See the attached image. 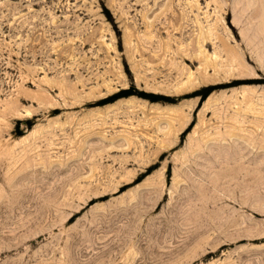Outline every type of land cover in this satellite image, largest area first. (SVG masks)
Segmentation results:
<instances>
[{
    "label": "rangeland",
    "instance_id": "obj_1",
    "mask_svg": "<svg viewBox=\"0 0 264 264\" xmlns=\"http://www.w3.org/2000/svg\"><path fill=\"white\" fill-rule=\"evenodd\" d=\"M194 1L174 11L166 0H0V264H264V80L101 100L109 70L104 80L151 91L136 85L129 36L158 82L199 68L162 52L191 45L198 16L244 52L236 1L218 0L216 13ZM151 20L166 34L144 28ZM244 87L262 89L245 101ZM210 99L220 101L203 115Z\"/></svg>",
    "mask_w": 264,
    "mask_h": 264
},
{
    "label": "bare ground",
    "instance_id": "obj_2",
    "mask_svg": "<svg viewBox=\"0 0 264 264\" xmlns=\"http://www.w3.org/2000/svg\"><path fill=\"white\" fill-rule=\"evenodd\" d=\"M175 1L176 0H166V2L168 3L167 5H169L170 8H172V10L174 9V11L177 10L176 6H178L175 4ZM198 1L199 0H195L193 2L195 4L192 6L193 7L196 6ZM201 1H204V0H201ZM206 1H210L209 4H211V2L213 4L214 3L218 4L217 8L214 10V13L217 12V9L220 11H222V9H224V7H223L224 5L222 3L224 1L221 2L222 4H220L218 2V0H206ZM235 1H236V3H234L233 6L231 8H229L230 10H232V22L231 23L235 29H238L239 37L241 38L242 44L244 46V52L242 50H240V46H235V44L237 43L236 39L232 37V33L227 26L225 27V29L227 32V38H229V39L221 38L220 36H218L216 34L218 32V25H215V26L210 25L209 28H207V26H206L207 24L205 25L206 21H204V20H207V23L212 21V19H210V17L205 15L206 17L204 16L205 18H202L204 20L201 22L200 21L201 18H199V16H198V18L196 17L195 19H193L194 27H196L197 30H196V34L193 36L192 44L191 45L189 44L185 47L180 46L181 44L180 45L177 44L178 48H177V50H175L176 49L175 47H177V46L176 45L173 46L172 45L173 43L171 42L172 44L168 43V44H164L165 46L164 45L162 46V49H164L162 52L166 53L165 51H168V52L173 51L174 52L173 56H175V57L177 56L176 58L179 57L180 59H183V61H189L188 60L189 58L191 60L192 59L196 60L195 63H198L200 65L199 68L196 70V72H193L191 69L187 68L186 73H184V71L180 72L181 70H178V73L176 74L177 77L171 78V79L174 78L173 81L170 80V81L158 82L159 79H161V77L160 78L157 77L159 74H155L154 71L147 73V70H146V69H150V68L152 69L153 64L150 62L142 61V60L138 59V57H140L139 56L140 54L143 55L142 54L143 50L141 49L140 46H136L135 44L133 46H131V39L129 36L126 38V49H127L128 59L130 62V65H129L130 70L135 75L136 85L140 86L142 88L144 87V89L145 88L150 89L151 91L142 90L140 87H138V88H140L139 91H136V90L133 91V89L127 88V83H125L122 80L119 81L118 78H117L118 82H117V80L115 81V79H113V78H112V80H104V79H106V78H104L105 76L116 77V74L112 70H109L105 74L103 72V74H104L103 78H101L102 76L101 77L99 76L100 82L102 83V84L100 83V85L104 86L103 90L106 91V94L102 95L101 100L110 101V100L114 99L115 97L127 95V94H137V95H140L143 97H147L149 99H151V98L162 99V96L168 97V96L174 95L176 93L189 91L191 89L193 90V89L198 88V87H200V88H198V89H200V91H203V89H208L210 87H217V86L224 85V84H234V83H240V82L257 83L258 81L264 80L257 73V71H262L264 74V33H262L263 35L259 34L258 42H254L253 39L255 38L256 35L254 34L252 36V33H251V30L254 27L253 21H257V22H255L256 23L255 25H260V26L264 25V11H263V13L256 11L258 6H260V4H262V3L264 4V0H234V2ZM206 3H208V2H206ZM165 5L166 4H164V6ZM167 5H166V7H167ZM187 6L190 8L192 7L188 3H187ZM198 6H199V4H198ZM206 6H207V4H206ZM253 7H256V8L252 9ZM164 9L166 10V8L163 7L162 10L164 11ZM263 10H264V7H263ZM254 11H256L255 14L253 13ZM197 12H199V9ZM204 13H202V14H204ZM161 14H163L162 11H161ZM165 14H163V15H165ZM220 15L221 14L217 13L216 16L220 21H222V23L224 25L225 24L224 20L221 19ZM159 16L161 17L160 14H159ZM144 17L146 18L147 16H144ZM167 17H168V19H171L172 21L177 22V23L179 21L184 22V23H185V21H187V16L182 15V13H181V15L178 14L176 16V15H174V12H173V14H168ZM157 18H158V15H157ZM163 18H165V17L163 16ZM226 18H228V17H226ZM144 21H146V19H144ZM183 25L180 28L181 30H180V34H179V38H178L182 42L187 39L186 34L188 33V31H191V29H189V30L184 29L186 27H184ZM188 26H190V25H188ZM157 27H159V28L156 29ZM144 28H147V29L154 28V31L158 32L159 35L166 34V32H164V31H163V33H161V31L164 29V27H162V25L161 26L160 25L155 26V24H153L152 20L146 22V24H144ZM159 47H160V45H159ZM210 48L213 50V52L210 51ZM151 49H153V48H151ZM158 49H157V51L160 52L161 49L160 48H158ZM159 55H160V53H159ZM221 55H223V57H225V60L222 59ZM158 57L160 58L161 56H158ZM186 57L188 59H185ZM151 60L155 61V57H151ZM174 60L175 59L173 58L172 60L169 61L171 63L168 62L169 65L166 62H165L166 64H164V65L169 66L170 69L172 67H175V66H176V68L179 67L178 64L175 63ZM250 60L255 65V67H252L250 65ZM160 61L162 62V60H160ZM153 68H155V67H153ZM80 70H81V68H80ZM174 70H176V69H174ZM156 73H158V72H156ZM170 75H172V74H170ZM168 76L169 75H167V77ZM183 77H184V79L180 80ZM94 80H96V78ZM66 81H67V79H66ZM87 81L83 82V84H87ZM168 82L172 83V84L166 85ZM259 89H262V88H257V87H244V88H242L243 100L249 101L252 98V96H254L255 94L258 93ZM261 93H262V98L264 100V88L261 90ZM131 101L133 102L134 100H128V102H126V103H128V105H130ZM219 101H220V99H210L208 102L205 103L201 113L203 115H205L208 111L214 109L215 103L219 102ZM153 107H154L153 108L154 112L159 113V115H160V113L167 111V113H162L161 116L163 118L166 117V115L170 116L171 111H172L170 106L164 107V108H161L159 106H153ZM53 111H55V109ZM184 125H185V123H182V126L178 130V132L183 128ZM161 129H162L163 133L165 134V136L167 137L166 128L164 130H163V128H161ZM167 129H168V126H167ZM170 132H173V126L169 127L168 135ZM247 144H248L247 140L246 141L244 140V146L243 147H246ZM168 145H170V144H168Z\"/></svg>",
    "mask_w": 264,
    "mask_h": 264
}]
</instances>
